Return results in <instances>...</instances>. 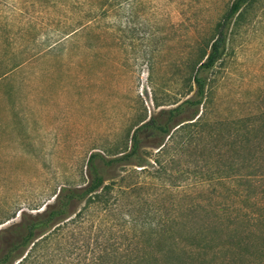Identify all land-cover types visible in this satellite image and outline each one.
<instances>
[{"label": "rangeland", "instance_id": "374dc122", "mask_svg": "<svg viewBox=\"0 0 264 264\" xmlns=\"http://www.w3.org/2000/svg\"><path fill=\"white\" fill-rule=\"evenodd\" d=\"M230 2L0 0L2 243L19 212L84 185L90 153L190 95ZM205 75L199 124L144 133L143 167L103 171L106 203L74 205L25 264H264V0Z\"/></svg>", "mask_w": 264, "mask_h": 264}, {"label": "trees", "instance_id": "16d2710c", "mask_svg": "<svg viewBox=\"0 0 264 264\" xmlns=\"http://www.w3.org/2000/svg\"><path fill=\"white\" fill-rule=\"evenodd\" d=\"M250 1L231 0L224 14L214 24L212 38L206 45L207 50L193 64L189 74L188 97L173 107L160 109L147 120H139L133 125L128 140L129 146H123L115 156L104 158L97 152L90 153L85 164L88 179L84 185L59 187L51 201L45 203L33 215L19 212V221L6 229L9 240L5 243L0 241V264L31 262L37 246L36 239L40 237L39 240H43L55 231L59 223L70 217L74 205L82 203L83 208L89 205H104L106 201L103 196L109 186L104 184L107 178L103 171L116 166L143 167L144 159L141 157L140 145L144 133H156L170 138L171 130L175 132L199 124L198 108L205 97L207 87L205 74L222 58L230 28ZM163 146L161 140L157 142V152L161 151Z\"/></svg>", "mask_w": 264, "mask_h": 264}]
</instances>
